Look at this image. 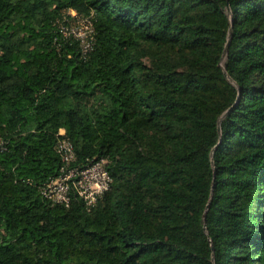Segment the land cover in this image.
I'll return each instance as SVG.
<instances>
[{
    "label": "trees",
    "instance_id": "trees-1",
    "mask_svg": "<svg viewBox=\"0 0 264 264\" xmlns=\"http://www.w3.org/2000/svg\"><path fill=\"white\" fill-rule=\"evenodd\" d=\"M61 129L90 210L40 193ZM1 140L0 264H264V0H0Z\"/></svg>",
    "mask_w": 264,
    "mask_h": 264
},
{
    "label": "built area",
    "instance_id": "built-area-1",
    "mask_svg": "<svg viewBox=\"0 0 264 264\" xmlns=\"http://www.w3.org/2000/svg\"><path fill=\"white\" fill-rule=\"evenodd\" d=\"M71 21L58 26L62 37L76 40L79 43L81 58L87 59L93 51L95 29L91 18L68 11ZM8 142L0 141V151L7 149ZM56 153L62 161L60 174L50 179L40 187L42 197L53 205L68 207L72 196H78L88 210L92 209L99 198L107 192L112 184V178L107 170L108 160L96 158L86 164H79L73 143L66 131L61 129L57 134Z\"/></svg>",
    "mask_w": 264,
    "mask_h": 264
},
{
    "label": "water",
    "instance_id": "water-1",
    "mask_svg": "<svg viewBox=\"0 0 264 264\" xmlns=\"http://www.w3.org/2000/svg\"><path fill=\"white\" fill-rule=\"evenodd\" d=\"M228 49H229V43H228V45H227V48H226V52H225V53H227V52H228Z\"/></svg>",
    "mask_w": 264,
    "mask_h": 264
}]
</instances>
